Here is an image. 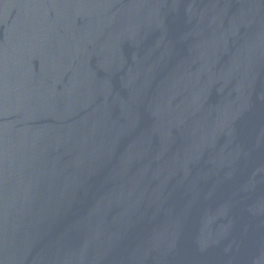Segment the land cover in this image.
I'll return each instance as SVG.
<instances>
[{
	"label": "water",
	"instance_id": "water-1",
	"mask_svg": "<svg viewBox=\"0 0 264 264\" xmlns=\"http://www.w3.org/2000/svg\"><path fill=\"white\" fill-rule=\"evenodd\" d=\"M0 264H264V0H0Z\"/></svg>",
	"mask_w": 264,
	"mask_h": 264
}]
</instances>
